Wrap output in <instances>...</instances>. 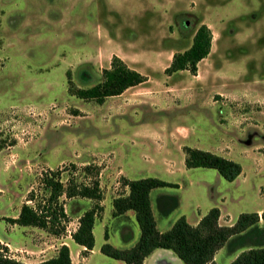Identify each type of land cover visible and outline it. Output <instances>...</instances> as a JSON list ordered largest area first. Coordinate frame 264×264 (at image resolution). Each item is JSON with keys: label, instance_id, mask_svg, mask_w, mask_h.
I'll use <instances>...</instances> for the list:
<instances>
[{"label": "rangeland", "instance_id": "obj_1", "mask_svg": "<svg viewBox=\"0 0 264 264\" xmlns=\"http://www.w3.org/2000/svg\"><path fill=\"white\" fill-rule=\"evenodd\" d=\"M202 23L211 30L212 49L197 66L199 77L187 70L168 75L166 62L133 54L129 62L146 69L145 84L102 104L70 93L68 77L77 87L102 79L117 37L128 54L161 42L171 60ZM184 146L234 160L242 172L227 181L215 169L186 168ZM85 166L98 167V175ZM48 170L58 171L64 184L99 181L97 251H84L68 236L94 200L60 197L68 220L61 235L6 220L16 218L23 203L35 206L48 196L41 185ZM122 177L178 184L150 192L162 232L180 216L191 224L212 207L221 210V225L243 212L261 215L264 0H0V243L25 263L51 258L67 244L72 264H125L100 252L105 229L117 248L140 236L134 213L112 216L113 199L127 192ZM162 194L180 198L168 215L157 202ZM168 251L157 250L144 264H183ZM236 254L221 248L215 261L229 264Z\"/></svg>", "mask_w": 264, "mask_h": 264}, {"label": "trees", "instance_id": "obj_2", "mask_svg": "<svg viewBox=\"0 0 264 264\" xmlns=\"http://www.w3.org/2000/svg\"><path fill=\"white\" fill-rule=\"evenodd\" d=\"M212 33L210 28L202 23L195 30L191 44L183 51L175 52L165 73L187 70L190 74L197 73L198 62L208 56L211 50ZM146 80L139 71L130 68L119 57L113 56L110 66L102 70V79L89 87H77L68 77L71 94L84 99L95 100L102 104L107 97L116 96L127 88L138 85ZM186 168L204 167L215 169L227 181L235 180L242 172V166L231 159L210 151L184 146ZM83 170L98 175V167L85 166ZM41 185L48 196L35 206L23 203L16 218H6L8 222L19 226H35L54 235L65 231L67 220L64 207L59 201L61 196L67 198L79 197L94 200L96 204L86 209L79 217L78 226L71 232V239L91 251L95 245L93 233L94 223L103 208L100 201L103 198L99 181L94 178L90 183L64 184L59 178V172L48 170L41 177ZM122 185L127 192L115 197L112 201V216L119 217L128 211L134 213V218L140 229L137 242L125 248H117L107 240L108 230L104 231V243L100 252L110 258L121 260L125 264H144V260L155 249H168L179 258L183 264H217L215 255L221 248H226L230 254H236L229 264H264V210L258 212H243L238 215L232 225L219 223L220 209L210 208L193 225L185 216H180L166 231H159L152 212L150 192L155 188L178 187V184L164 181L156 177L128 179L122 177ZM35 199L32 191L27 200ZM157 202L163 215H168L177 208L178 197L172 194L158 196ZM261 220V221H260ZM0 264H72L69 246L62 244L57 254L38 263H25L13 258L7 246L0 243Z\"/></svg>", "mask_w": 264, "mask_h": 264}, {"label": "crops", "instance_id": "obj_3", "mask_svg": "<svg viewBox=\"0 0 264 264\" xmlns=\"http://www.w3.org/2000/svg\"><path fill=\"white\" fill-rule=\"evenodd\" d=\"M115 1H122V0H115ZM103 36H105L104 35V33H103ZM118 36V35H117ZM167 37H169L170 38V36H167ZM117 41H116V43H114V44H116V45H118V47L113 51V52H111L105 59V61H107L108 63H111V59H112V57L115 55V56H117V57H119V58H121L126 64H127V66H129L130 68H133V69H135V70H137V71H139L142 75H144V76H147L148 74L147 73H144L143 72V69H145V68H141V66L139 65V64H135V65H133V64H131L129 61H130V59H132V57H134L133 56V54L134 55H137V54H140L142 57L144 56V57H146V58H149V59H151V60H154L155 62H157V63H161V62H166V66H165V68L170 64V47L169 46H163V45H161V42H158V41H156V46H154V47H146V48H140L141 49V52L140 53H137V52H135V50L132 52V54H128V53H126V52H124L125 51V48H126V46H125V44L124 45H122V44H120V41H119V38L117 37ZM105 40V39H104ZM103 40V41H104ZM126 43V42H125ZM105 43L103 44V48L105 49ZM211 46H212V43H211ZM103 49V50H104ZM212 49V48H211ZM210 53H211V50H210ZM210 53L208 54V56L207 57H205L204 59H208V57H209V55H210ZM173 54L174 53H172L171 54V56H173ZM105 55H107V54H105ZM168 56H169V58H168ZM172 59V58H171ZM204 59H202L201 61H203ZM201 61H199L198 62V65L201 63ZM110 66V65H109ZM147 67V69H149L148 68V66H146ZM149 67H151V66H149ZM165 68H164V70H165ZM146 70V69H145ZM198 70V74L196 73L195 75H192L193 77H199V75H200V69L198 68L197 69ZM215 80H218V77H215ZM220 80V79H219ZM147 81V80H146ZM146 81H144V82H142L141 84H145V82ZM140 84V85H141ZM135 86H137V85H135ZM132 87H134V86H132ZM132 87H129V88H132ZM129 88H127V89H129ZM126 89V90H127ZM125 90V91H126ZM125 91L124 92H122L121 94H119V95H116V96H110V97H118V96H121V95H123L124 93H125ZM110 97H107L104 101H106L108 98H110ZM163 195V194H162ZM170 195V194H169ZM178 196V195H177ZM178 200H179V204L178 205H180V198H179V196H178ZM221 211V210H220ZM127 213H130L131 215H133V212L132 211H128ZM81 215V214H80ZM80 215L77 217V219H79V217H80ZM203 216V213H201L200 215L198 214L196 217H195V219H194V221L191 223V224H193V225H195L198 221H199V219L201 218ZM220 218V217H219ZM219 221H220V219H219ZM220 224H221V222H219ZM224 225H232V224H224ZM76 228H74L73 229V231L75 230ZM68 236H70L71 237V235L69 234ZM78 245V244H77ZM78 247H80L81 249H85V247H83V246H81V245H78ZM159 249H161V248H158V249H155L148 257H146L145 258V260L147 259V258H149L150 256H152L157 250H159ZM92 251H97V250H95V248L94 249H92ZM169 252H171V253H173L172 251H168L167 253H169ZM91 254L90 255H92V252H90ZM162 253H159V254H157V255H161ZM174 254V253H173ZM89 257V256H88ZM87 258V257H86ZM145 260H144V263H145Z\"/></svg>", "mask_w": 264, "mask_h": 264}, {"label": "built area", "instance_id": "obj_4", "mask_svg": "<svg viewBox=\"0 0 264 264\" xmlns=\"http://www.w3.org/2000/svg\"><path fill=\"white\" fill-rule=\"evenodd\" d=\"M68 232H69V234H71V231L68 230Z\"/></svg>", "mask_w": 264, "mask_h": 264}]
</instances>
